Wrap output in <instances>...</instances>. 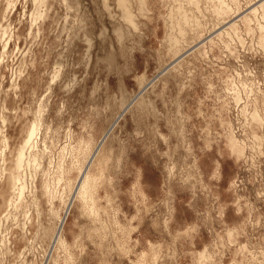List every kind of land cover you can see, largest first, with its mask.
<instances>
[{"label": "rangeland", "instance_id": "1", "mask_svg": "<svg viewBox=\"0 0 264 264\" xmlns=\"http://www.w3.org/2000/svg\"><path fill=\"white\" fill-rule=\"evenodd\" d=\"M0 264H264V0H0Z\"/></svg>", "mask_w": 264, "mask_h": 264}, {"label": "clouds", "instance_id": "2", "mask_svg": "<svg viewBox=\"0 0 264 264\" xmlns=\"http://www.w3.org/2000/svg\"><path fill=\"white\" fill-rule=\"evenodd\" d=\"M228 235H229V237H231L232 233H229ZM205 252H207V249H205Z\"/></svg>", "mask_w": 264, "mask_h": 264}]
</instances>
